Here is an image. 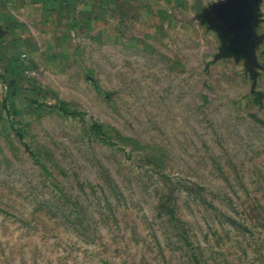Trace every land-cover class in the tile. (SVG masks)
<instances>
[{
    "label": "rangeland",
    "instance_id": "374dc122",
    "mask_svg": "<svg viewBox=\"0 0 264 264\" xmlns=\"http://www.w3.org/2000/svg\"><path fill=\"white\" fill-rule=\"evenodd\" d=\"M228 4L0 112V264H264V0Z\"/></svg>",
    "mask_w": 264,
    "mask_h": 264
},
{
    "label": "crops",
    "instance_id": "0c3cea01",
    "mask_svg": "<svg viewBox=\"0 0 264 264\" xmlns=\"http://www.w3.org/2000/svg\"><path fill=\"white\" fill-rule=\"evenodd\" d=\"M216 7L230 5L228 0H0V112L6 117L12 108L40 98L35 74L61 71L86 47L107 45L115 35L167 37L205 24L206 9Z\"/></svg>",
    "mask_w": 264,
    "mask_h": 264
},
{
    "label": "water",
    "instance_id": "95a60500",
    "mask_svg": "<svg viewBox=\"0 0 264 264\" xmlns=\"http://www.w3.org/2000/svg\"><path fill=\"white\" fill-rule=\"evenodd\" d=\"M236 1H238V2H239V0H236Z\"/></svg>",
    "mask_w": 264,
    "mask_h": 264
}]
</instances>
